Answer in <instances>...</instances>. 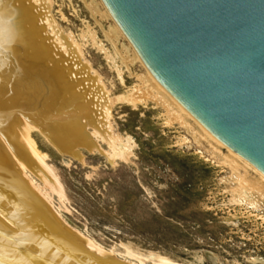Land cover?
I'll list each match as a JSON object with an SVG mask.
<instances>
[{"label":"rangeland","instance_id":"374dc122","mask_svg":"<svg viewBox=\"0 0 264 264\" xmlns=\"http://www.w3.org/2000/svg\"><path fill=\"white\" fill-rule=\"evenodd\" d=\"M83 4L52 0L50 12L80 43L83 64L114 99L107 105L109 120H103L108 125L100 129L130 138L132 146L112 162L98 140L99 150L74 158L35 134L42 169L27 170L31 188L46 198L62 228L124 264H264V191L239 199L232 193L236 175L223 165L224 149L211 146L193 123L167 124L161 104L128 101L144 69L138 62L126 68L120 60H108L81 37L90 29L109 53L114 51L104 35L111 20L92 17ZM124 42L120 39L118 47ZM41 175L51 178L43 181Z\"/></svg>","mask_w":264,"mask_h":264},{"label":"bare ground","instance_id":"6f19581e","mask_svg":"<svg viewBox=\"0 0 264 264\" xmlns=\"http://www.w3.org/2000/svg\"><path fill=\"white\" fill-rule=\"evenodd\" d=\"M81 1L92 17L111 20L103 33L114 51L109 53L90 29L81 37L88 38L108 60H120L126 68L138 62L144 69L128 101L133 105L148 101L161 104L167 124L193 123L200 135L213 143L211 146L224 149L226 154L220 153L222 164L236 175L232 191L236 197L263 192L264 177L216 139L153 79L101 0ZM51 5L52 0H0V264H124L62 228L46 198L39 197L26 178L27 170L42 169L35 134L60 155L74 158H79L81 151L99 150L98 140L105 142L103 152L112 162L127 155L132 146L130 138L100 129V125H108L103 120H109L107 105L114 99L109 98L100 76L88 63L83 64L80 43L72 33L61 30L52 17ZM120 39L126 43L118 47ZM120 69L118 78L122 75ZM85 74L87 77L82 78ZM40 177L49 181L51 175Z\"/></svg>","mask_w":264,"mask_h":264},{"label":"water","instance_id":"95a60500","mask_svg":"<svg viewBox=\"0 0 264 264\" xmlns=\"http://www.w3.org/2000/svg\"><path fill=\"white\" fill-rule=\"evenodd\" d=\"M153 79L264 177V0H101Z\"/></svg>","mask_w":264,"mask_h":264}]
</instances>
